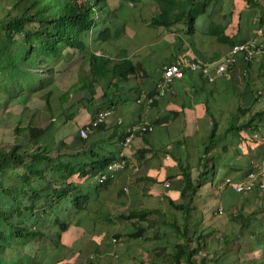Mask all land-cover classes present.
Listing matches in <instances>:
<instances>
[{"label": "trees", "instance_id": "1", "mask_svg": "<svg viewBox=\"0 0 264 264\" xmlns=\"http://www.w3.org/2000/svg\"><path fill=\"white\" fill-rule=\"evenodd\" d=\"M143 1L120 0V6L114 10L109 0H0V111L19 104L26 115L33 117L23 126L20 120L9 123L0 117V129L12 126L11 132L16 138L10 146L0 147V264H68V254L79 250L89 241L86 233L79 228L81 222L78 219L88 211L91 200L98 198L101 189L109 187L112 177H108L104 183H92V179L107 173L109 164L117 161L120 155L110 158L82 150L86 142L80 136V131L89 128V133L93 129V121L83 123L92 113L96 115L121 103H128L126 96L120 93L119 84L132 76L138 77L139 69L143 68L142 64H137L126 54L110 58L96 52L104 43L119 49L129 37V24L138 20L129 6L133 4L139 7ZM243 1L247 5L255 2ZM209 2L150 0L151 18L148 25L167 29L185 24L186 33L191 38L195 34L196 20L207 13ZM226 27L211 25L209 31L219 43L230 49L244 42L237 36L227 35ZM248 40H255L260 45L255 38ZM240 61L246 65L241 77L247 78L252 62L237 56L235 68ZM73 73L76 82L60 96L59 101L64 108L61 112L51 103L57 88V75L66 79ZM198 75L203 82L212 83L205 74ZM38 90H45L43 98L35 97L32 100V95ZM259 100L256 94V102ZM44 109L47 114L43 120H49L46 126L44 122L34 121ZM246 112L247 109L239 107L232 115L233 123H224L228 128L221 133H217L219 124L212 116L213 129L203 150L205 166H208V156L214 144L225 140L230 134L240 139L239 142L244 141L245 147L264 146L259 126L255 124L256 118L235 124ZM63 131L65 135H73L74 140L70 144L64 141ZM244 133L249 139L242 138ZM255 135L257 138H254ZM181 169L184 174L183 203L170 201V205L183 214L182 224L163 221L158 226L161 214L158 209L130 211L119 217L122 221L141 222L134 224V232L128 234L133 238L143 237L151 228H155L156 237L160 228L168 226L177 242L165 264H201L206 259L202 257L200 263L195 260L200 247L192 249L194 239L190 237L188 224L200 182L191 178L189 166ZM207 183L213 184L208 178ZM262 190L256 187L249 193L258 198ZM230 191L235 200L245 194L236 193L233 188ZM217 195L220 199V194ZM263 214L264 206L251 211L245 218L239 215L241 229L238 233L234 230L232 237L222 238L223 251L234 252L232 248L229 249L232 246L238 251L240 245L236 243L237 237L244 234L260 253L259 260L254 259L250 264H264ZM153 215L157 218L149 219ZM49 216L54 219L46 220ZM199 220L197 218V226ZM77 229L83 234L80 237H76ZM164 235L169 236L168 232H164ZM165 243H159L154 248L157 255L165 251ZM221 255L218 251L212 263L218 264ZM227 256L224 254L223 258Z\"/></svg>", "mask_w": 264, "mask_h": 264}, {"label": "crops", "instance_id": "2", "mask_svg": "<svg viewBox=\"0 0 264 264\" xmlns=\"http://www.w3.org/2000/svg\"><path fill=\"white\" fill-rule=\"evenodd\" d=\"M254 1L253 5L248 6L243 0H231L232 6L228 13L222 12L221 6L212 9L209 4L207 13L197 18L195 34L191 38L186 33L185 24L167 29L152 28L147 24L143 31L140 28V32L129 26V37L119 47L118 54H126L137 64H142L143 68L139 69L138 77L132 76L119 84L120 93L126 96L128 103L114 107L113 114L104 123L91 129L87 139L83 138L86 144L82 150L110 158L118 157L122 151L127 161V166L109 180V187L102 188L99 192V195L102 192L107 193L113 207V214L105 217L107 224L99 225L109 227L113 221L122 222L119 216L127 215L130 211L160 210V207H168L169 211L180 212L170 205V201L174 204L183 203L181 192L184 174L181 167L189 166L191 178L195 181H201L200 169L205 167L212 183L226 176L238 177L254 166L262 165L264 168V146L245 147L244 141L239 142L240 139L231 134L225 140L214 144L208 156V166H205L203 155L213 129L212 116L219 124L217 133H221L227 127L226 125L223 129L222 125L232 120V115L239 107L247 109L248 112L235 124L256 118L255 124L262 130L264 139V96L256 102L257 91L264 87V77H259L264 76V56H257L250 65L248 76L253 78L251 80L241 77L246 65L240 61L228 77L212 75L211 78L207 77L212 82L209 83L203 82V78L197 73L187 72L182 79L174 80L167 87L166 96L156 98L152 104L136 101L142 90L156 92L165 66L177 61L197 59L212 63L228 54L230 47L219 43L210 34L211 25L227 26V35L237 36L244 41L255 38L264 46V0ZM128 44L131 45L127 47ZM230 77H233L232 80ZM253 80L255 83L251 84ZM260 106L263 109L259 111ZM95 116L92 113L87 122L83 123L92 122ZM260 117L261 122L258 121ZM119 120L122 121L121 124L118 123ZM141 122L152 126L153 131L138 134L131 146L123 149L121 142L127 128ZM246 135L242 134V138L249 139ZM73 140L71 137L65 142L70 144ZM239 157L244 160L243 163ZM241 164L246 167V171L240 168ZM244 176L240 175L239 179L242 177V181ZM211 185L209 183L208 187ZM152 217L157 218L153 215L149 219L154 220ZM93 220L95 219L92 217L89 219V226ZM132 222L133 228L134 224L141 223L136 220ZM142 224L147 226L146 222ZM79 228L85 233L90 231L82 222ZM78 230L76 237L83 235ZM99 239L101 237L98 236L92 238L97 243H100ZM68 257L70 260L67 263L74 264V260L77 261L80 257L79 250L69 253Z\"/></svg>", "mask_w": 264, "mask_h": 264}, {"label": "rangeland", "instance_id": "3", "mask_svg": "<svg viewBox=\"0 0 264 264\" xmlns=\"http://www.w3.org/2000/svg\"><path fill=\"white\" fill-rule=\"evenodd\" d=\"M149 2L150 0H144L143 4L139 7H136L133 4L129 6L131 12H135L134 14L138 18L137 24H129L131 29L138 30V32H140L141 27L142 31L145 29V27H147V24L151 18V8L148 5ZM231 3V0H221L220 2H218L217 0H210L209 2V4L212 5V9L216 8L217 6H221L222 12L226 13H228V10L231 9ZM109 5L114 10H116L120 6V0H109ZM123 10L122 14L124 12ZM130 18H132L131 14ZM226 20L230 21L229 18H227ZM257 29H260V25L257 26ZM254 30H256V27H254ZM225 33L227 32L225 31ZM144 34L146 35V33ZM130 45L131 44H128L127 47H129ZM233 49L234 47L231 48L228 54L221 60L227 58ZM98 50L99 51L96 52L98 55H104L110 58H115L118 54V47H113L109 43L102 44L101 49ZM171 50L168 51L171 52ZM165 55L167 56V54H164V56ZM75 76L76 75L73 73V76H68L66 79H62L59 75H57V88L51 99L53 108H57L61 112L64 111V108L62 109L59 101L60 96L76 82V79H73ZM246 77H248L249 80L253 79L249 76ZM254 81L255 80H253L251 84L255 83ZM34 93L35 94L32 95V100L35 97L43 98L45 90H38ZM7 109L8 110L0 111V117L3 120H7L9 123H16L20 120L23 126L25 122L29 121L31 118L33 119L32 116L30 117L29 115H26L25 111L23 110V106L19 104H13L10 108L8 107ZM262 109L263 106H260L258 110L260 111ZM46 114L47 111L45 109L43 111H40V114L35 117L34 121L44 122L45 126L48 125L49 120L48 122L43 120ZM262 119L264 121V118ZM51 120L53 122L54 119L52 118ZM258 121L261 122V117L258 118ZM230 123H233V121H230ZM225 127L226 125L223 124L222 128L224 129ZM11 130L12 126L8 125L4 127V129H0V147L3 145L10 146L13 142L16 141V138L14 135H12ZM261 131L262 130L260 129V133ZM61 133L65 136L64 141L70 140L71 137H73L72 134L65 135V131ZM240 159L243 163L244 160L242 158ZM240 168H243V171H246V167L243 164L240 165ZM200 170L202 172L201 181L196 180L200 182V185H198V189H200L198 190L197 195L192 203V212L190 215L191 218L188 222L190 237L194 239L192 240L193 242L191 244V247L192 249L200 247V252L199 254H197L195 260H197V263H200L201 258L204 257L206 260L201 264H215L212 263V260H214L213 256L218 251L220 252V254H222L218 258V264H250L254 259L259 260L260 253L254 249L252 240L249 238H245L246 235L244 236V234H241L239 237H237L238 239L236 243L240 245L238 251L234 246L229 247V249L232 248L231 250H235L232 253L223 251L222 238L234 236L235 234L232 233L234 230L236 233L239 232V230L241 229L240 222L238 221L239 215L242 218H245L250 214L251 211L260 210L264 206V190L260 191L262 193L258 194V198L251 196V193H249L243 194L242 197L235 200L229 193V189H231V187L228 185L227 181L230 180L232 183H238L242 178L241 177L239 179V176H244L246 173L240 174L238 177L235 175H231L228 177L226 176L225 178L220 180L216 179L213 184L208 187V175L205 174V167H202ZM251 170H253L251 172H255L260 180L264 181V168L262 165L254 166L253 168H251ZM211 176H213V173H211ZM246 176L247 175H245L243 179H245ZM98 179L99 175H97L94 180L92 179V183H98ZM222 190L224 191L221 194ZM217 194H220V199L217 198L219 196ZM245 198L246 203H244ZM111 205L112 204L110 202V197L107 196V193L102 192L97 199L91 200L88 206V211L82 213V218L79 217L78 220H80V222H82L84 226L89 227L90 229V231H86V237L89 239V241H87L85 245H83L79 249L80 257L77 261L74 260V264H165L164 261L166 260L168 254L173 251L174 243L177 242L175 234L173 232H169L168 226L160 228L159 234L156 237L155 228H151L147 231V233L143 234V236L145 235L146 239L143 237L137 240L136 238L130 237L128 235L130 232H134L132 231V221H113L112 226L109 227L103 225L107 224V221H105V217H107V215L109 214H113V207ZM160 208L161 215L158 219V226L162 224L163 220H165L169 224L171 223V221L182 224L183 214L181 212H175L173 210L169 211L168 207ZM91 217L95 220H93L91 226H89V219ZM152 218L154 219L155 217ZM197 218H200V223L198 224V226ZM53 219L51 216H49L46 220L52 221ZM261 219L264 220V214L262 215ZM96 222H98L97 226ZM99 223L103 224L99 225ZM258 229H260V227H258ZM164 232H168L169 236L164 235ZM209 232L212 233L209 234ZM97 236L101 237V239H99L98 241L103 240V242L100 241V243H97L96 241L92 240L93 237ZM114 239L116 240L115 242L113 241ZM198 239L199 242H197ZM165 241V251H162L159 255H157L154 248L157 246V244L164 243ZM165 253L166 255L162 256ZM224 254H228V256L223 258ZM237 259H239V262L237 261Z\"/></svg>", "mask_w": 264, "mask_h": 264}, {"label": "built area", "instance_id": "4", "mask_svg": "<svg viewBox=\"0 0 264 264\" xmlns=\"http://www.w3.org/2000/svg\"><path fill=\"white\" fill-rule=\"evenodd\" d=\"M261 34V31H259ZM264 56V46L257 45L255 40H248L243 42L231 51L230 55L220 61L212 63H203L200 60H183L177 61L171 65L165 66L163 69V77L158 82L156 87V92L153 95L148 94L147 92H142L141 98L146 99L148 103H153L156 98L164 97L167 94V87L170 86L174 80H180L184 75L189 73H203L208 78H211L212 75L228 77L231 71L234 69L236 64V57L241 56L244 60L253 62L257 56ZM259 99H262L264 96V87L257 91ZM141 99L138 100L140 102ZM113 114L112 110H106L99 112L92 122V127L96 128L100 124L104 123L111 115ZM119 124L122 123L121 120L118 121ZM89 128L81 129L80 136L82 138L88 137ZM153 127L146 123H139L132 125L127 128L126 136L124 141L121 142L123 149H128L134 138L138 134L152 132ZM255 138L257 136L255 135ZM127 166V161L123 153L120 154V157L117 161H114L109 164L107 173L99 175L98 183H104L108 177H113L114 174ZM228 185L234 189L236 193H249L255 190L256 187L264 190V181L260 180L255 173H249L243 181L238 183H232L230 180L227 181Z\"/></svg>", "mask_w": 264, "mask_h": 264}, {"label": "clouds", "instance_id": "5", "mask_svg": "<svg viewBox=\"0 0 264 264\" xmlns=\"http://www.w3.org/2000/svg\"><path fill=\"white\" fill-rule=\"evenodd\" d=\"M142 92H147V93H148V91H146V90H142V91H140V92L138 93V94H139L138 99L136 100L137 103H141L142 101H146V102H147L146 99H142V98H141V94H142ZM139 99H141L140 102H138ZM149 104H152V103H149ZM110 110L113 111V109H110ZM105 111H106V110H105ZM100 112H102V111H100ZM96 115H97V114H96ZM95 117H96V116H95ZM141 123H143V122H141ZM138 124H139V123H138Z\"/></svg>", "mask_w": 264, "mask_h": 264}]
</instances>
